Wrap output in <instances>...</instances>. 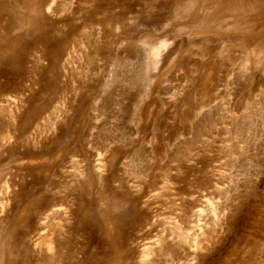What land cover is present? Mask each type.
<instances>
[{
	"label": "rangeland",
	"instance_id": "obj_1",
	"mask_svg": "<svg viewBox=\"0 0 264 264\" xmlns=\"http://www.w3.org/2000/svg\"><path fill=\"white\" fill-rule=\"evenodd\" d=\"M0 264H264V0H0Z\"/></svg>",
	"mask_w": 264,
	"mask_h": 264
}]
</instances>
